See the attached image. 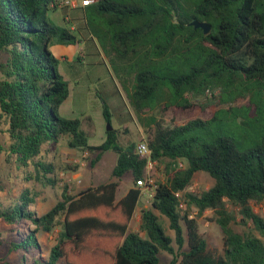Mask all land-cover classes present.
<instances>
[{
	"label": "trees",
	"instance_id": "trees-1",
	"mask_svg": "<svg viewBox=\"0 0 264 264\" xmlns=\"http://www.w3.org/2000/svg\"><path fill=\"white\" fill-rule=\"evenodd\" d=\"M56 2L0 0V52L7 55L0 64V134L8 138L0 153L25 182L56 188L55 166L42 160V152L69 135L71 149L96 155L93 166L115 152V180L77 196L65 185L62 200L43 215L34 210L41 194L36 188L0 186V220L33 225L16 228L9 252L32 255L31 264H165L162 252L173 257L169 264H264V241L254 233L264 237V218L252 207L264 202V0H95L84 7L87 31L140 123L154 130L151 160L166 169L138 232L129 229L142 191L131 188L120 200L117 195L125 175L136 182L145 176L148 160L140 159L136 145L119 144L114 130L101 145H89L81 122L60 115L70 88L50 46L78 39L49 19ZM195 20L211 24L210 33L190 26ZM197 105L218 109L209 119L182 125L163 120L170 110ZM103 115L111 124L106 104ZM200 172L214 185L187 192ZM177 193H183L184 210ZM207 211L224 234L221 254L199 230L197 219ZM57 227L46 254L39 235Z\"/></svg>",
	"mask_w": 264,
	"mask_h": 264
},
{
	"label": "rangeland",
	"instance_id": "rangeland-1",
	"mask_svg": "<svg viewBox=\"0 0 264 264\" xmlns=\"http://www.w3.org/2000/svg\"><path fill=\"white\" fill-rule=\"evenodd\" d=\"M79 11L71 7L50 10L49 19L57 26L69 30L74 34L78 43L68 46L70 51H66L65 46L53 44L50 51L60 60V72L69 83L70 96L60 108V115L67 119H77L81 122V130L88 138L89 145L99 146L106 140L108 122L103 115V105L106 104L111 114V126L116 132L118 143L122 146L131 144L138 145L140 142L149 140L154 135V130L144 127L134 113L122 85L113 74L112 66L98 44L92 39L86 29L84 13L79 15ZM79 15V16H78ZM71 27L75 30H71ZM79 52V54H78ZM7 55L0 52V64L5 62ZM0 72V79H2ZM203 105V104H201ZM201 105L183 112L178 109L170 110L163 115V120L168 124L182 125L190 120L201 118L209 119L218 109L211 105L201 108ZM70 136H63L56 144L46 145L42 152V160L52 163L56 169L58 185L56 188H43L41 184L34 181L25 182V174L18 171L14 165L6 163V154L0 153V186L8 184L15 192L21 188L30 186L36 188L41 194L36 200L34 210L38 215H43L51 210L58 201L62 200L63 188L67 185L68 193L71 196L80 195L82 192L98 187L101 184L114 181L112 176L116 164L117 155L113 151L106 152L101 161L93 166L91 160L96 155L88 153L84 157V152L71 149L68 146ZM8 138L0 134V144H7ZM78 161L79 163H75ZM77 168L74 172L73 169ZM33 171V167L29 168ZM145 176L152 178L155 182L166 181V169L164 165L154 162L151 167L145 170ZM215 181L207 173H197L193 185L187 190L190 193H201L209 190ZM139 188L131 174L125 175L120 181L118 190V200L123 198L131 188ZM142 191L140 204L135 212L129 231L138 232L141 224V213L143 209L151 208L153 196L151 192ZM5 193L0 191V198H4ZM255 213L264 218V202L261 204L252 203ZM160 216V220L165 227L167 234L174 237V231L169 228V222ZM196 215V212H193ZM196 217V216H195ZM214 214L207 211L201 218H198V226L201 234L207 239L211 249L217 253H223L224 234L219 225L213 221ZM33 225L26 223L18 227L9 225L0 220V264H31L32 255H25L21 252H9V242L15 237V230H25ZM238 232H243L247 228L241 225H233ZM61 227H57L51 235L40 234L39 240L44 246V251L53 246ZM264 241L258 232H254ZM161 260L169 264L173 257L165 252L161 254ZM24 258V259H23Z\"/></svg>",
	"mask_w": 264,
	"mask_h": 264
},
{
	"label": "built area",
	"instance_id": "built-area-1",
	"mask_svg": "<svg viewBox=\"0 0 264 264\" xmlns=\"http://www.w3.org/2000/svg\"><path fill=\"white\" fill-rule=\"evenodd\" d=\"M94 1L95 0H81V6L82 7L89 6ZM56 5H57V8L71 7L73 9H75L78 7V2H77V0H57ZM135 152L140 157V159H147L148 160L147 167H151L154 164V162L151 160L152 150L149 146V143H147L145 141L140 142L136 146ZM87 155H88V153L84 152V157H86ZM75 163H79V162L75 161ZM179 167L183 168L184 164L180 162ZM136 183L140 189H144V191L151 192L152 196H154L157 185L155 184V182L152 178H148V177L144 176L143 178L138 179ZM176 195L180 199V209L184 210L186 207V204L183 201V193H177ZM195 216L196 215L191 214L190 218H195Z\"/></svg>",
	"mask_w": 264,
	"mask_h": 264
},
{
	"label": "water",
	"instance_id": "water-1",
	"mask_svg": "<svg viewBox=\"0 0 264 264\" xmlns=\"http://www.w3.org/2000/svg\"><path fill=\"white\" fill-rule=\"evenodd\" d=\"M190 26L194 27L195 29H201L203 30L204 34H209L210 31H211V24L209 23H206V22H200L199 20H195L193 21ZM113 130V127L111 126L110 123H108V126H107V132H111ZM82 195V194H80Z\"/></svg>",
	"mask_w": 264,
	"mask_h": 264
},
{
	"label": "crops",
	"instance_id": "crops-1",
	"mask_svg": "<svg viewBox=\"0 0 264 264\" xmlns=\"http://www.w3.org/2000/svg\"><path fill=\"white\" fill-rule=\"evenodd\" d=\"M77 2H78V7L75 9L80 12L79 15L81 14V11H82V14L84 13V15H85V8L81 6V0H77ZM56 10H58V8ZM71 30H75V28L71 27ZM57 45H60V44H57ZM63 46H65L66 51H70L68 46H66V45H63ZM78 54H79V52H78Z\"/></svg>",
	"mask_w": 264,
	"mask_h": 264
}]
</instances>
